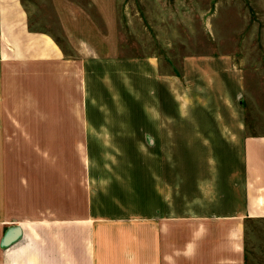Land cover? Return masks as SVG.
I'll list each match as a JSON object with an SVG mask.
<instances>
[{
    "label": "crops",
    "instance_id": "crops-1",
    "mask_svg": "<svg viewBox=\"0 0 264 264\" xmlns=\"http://www.w3.org/2000/svg\"><path fill=\"white\" fill-rule=\"evenodd\" d=\"M58 14L83 59L82 96L89 98L100 83L108 85L109 74L101 72L107 67L112 71L123 58L114 54L113 22L102 13L105 31H100L82 8L60 9ZM29 19L22 0H0V241L9 226L21 230L13 243L0 245V264H207L211 257L216 264H243L238 222L264 218V125L251 131L245 122L240 103L244 73L230 55L184 57L180 72L146 58L164 99L152 109L141 107L143 120L136 125L110 122L112 110L97 109L85 99L75 122L79 144L86 149L84 211L66 215L58 206L51 215L43 195L35 200L27 183H17L5 153L3 118L11 104L6 82L17 80L22 65L27 80L40 75L50 81L55 71L57 79L65 78L64 49L48 31L33 28ZM39 65L42 73L36 69ZM117 76L122 81L132 77L124 71ZM147 144L154 151L138 158L125 153L129 166L120 172L95 171L96 161H110L111 154L96 152L97 145ZM184 160L191 163L185 165ZM148 162L166 169L153 171L146 187L142 164ZM209 221L223 225L214 255L204 247L210 238ZM184 222L191 235L182 254H176L177 227ZM226 222L231 223L227 237L222 234Z\"/></svg>",
    "mask_w": 264,
    "mask_h": 264
},
{
    "label": "rangeland",
    "instance_id": "rangeland-1",
    "mask_svg": "<svg viewBox=\"0 0 264 264\" xmlns=\"http://www.w3.org/2000/svg\"><path fill=\"white\" fill-rule=\"evenodd\" d=\"M22 2L29 11L31 26L48 31L56 39L64 49L67 63L64 79H57L59 75L55 71L48 77L50 81L40 75H29L27 80V69L22 65L17 80L6 82L5 95L11 104L3 118L5 153L9 167L16 172L17 183H27L28 188L34 191L35 200L43 195L51 215H56L58 206L64 208L66 215L84 211L86 183L83 156L86 149L79 144L81 133L79 128H75L76 120L79 122L80 104L86 99V103L97 109L112 110L110 122L121 125L130 121L136 125L143 120L141 107L152 109L160 103V98L164 99V92L155 87L152 78L154 70L146 64L148 57L180 72L184 57L230 55L233 64L244 73L245 87L240 103L245 122L251 131L262 130L252 127L264 125V0ZM75 6L91 15L100 31H105L106 17L103 14L108 16L114 26V54L123 56L119 59L120 64L115 62L112 66V71L107 67L104 73L101 72V75L109 74L108 85L100 83L98 88L89 91V98L82 96L83 76L81 79L79 67L81 63L82 69L83 59L79 58L80 52L73 47L71 37H67L58 14L60 9L67 12ZM36 69L42 73L41 65ZM123 71L132 77L120 80L117 74ZM146 73L147 76L144 75ZM58 106L61 109L59 114ZM9 108L12 110L9 111ZM95 149L98 153H111L110 161H96L99 167L95 171L98 174L102 173V169L120 172L127 168L129 161L123 159L127 152L131 157L138 158L139 154L154 151L153 146L148 144L97 145ZM184 161L185 165L191 163ZM159 169L163 171L166 168L161 163L142 164L144 186H149L150 176ZM238 223L243 230V264H264V218H244ZM208 224L210 238L204 242L205 253L214 255L213 249L218 248V234L223 225L212 221ZM229 224L226 222L225 233L221 232L226 237L230 234ZM190 235V226L185 222L177 227L176 241L180 253L176 254H182ZM215 260L211 257L206 263L216 264ZM180 261L179 264L186 263Z\"/></svg>",
    "mask_w": 264,
    "mask_h": 264
},
{
    "label": "water",
    "instance_id": "water-1",
    "mask_svg": "<svg viewBox=\"0 0 264 264\" xmlns=\"http://www.w3.org/2000/svg\"><path fill=\"white\" fill-rule=\"evenodd\" d=\"M20 234H21V230L18 225L9 226L3 234V237L0 241V245L2 247H6L10 245L19 238Z\"/></svg>",
    "mask_w": 264,
    "mask_h": 264
}]
</instances>
